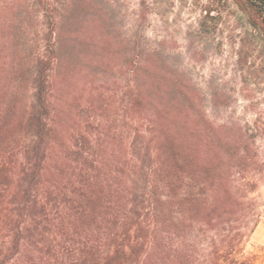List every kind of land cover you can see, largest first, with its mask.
Segmentation results:
<instances>
[{"label": "trees", "instance_id": "trees-1", "mask_svg": "<svg viewBox=\"0 0 264 264\" xmlns=\"http://www.w3.org/2000/svg\"><path fill=\"white\" fill-rule=\"evenodd\" d=\"M234 1L264 36V0ZM58 62L34 61L31 101L0 87V264H251L239 244L261 217L254 132L172 111L139 77L121 101L94 89L72 113Z\"/></svg>", "mask_w": 264, "mask_h": 264}, {"label": "rangeland", "instance_id": "rangeland-1", "mask_svg": "<svg viewBox=\"0 0 264 264\" xmlns=\"http://www.w3.org/2000/svg\"><path fill=\"white\" fill-rule=\"evenodd\" d=\"M54 51L56 100L72 113L94 89L121 101L139 77L172 111L254 132L264 162V36L234 0H0L1 88L19 82L31 101L34 61ZM257 197L239 252L264 264V180Z\"/></svg>", "mask_w": 264, "mask_h": 264}]
</instances>
